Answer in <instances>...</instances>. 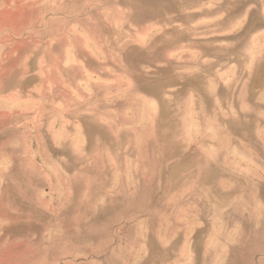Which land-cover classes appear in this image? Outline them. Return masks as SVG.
<instances>
[{"label": "rangeland", "instance_id": "1", "mask_svg": "<svg viewBox=\"0 0 264 264\" xmlns=\"http://www.w3.org/2000/svg\"><path fill=\"white\" fill-rule=\"evenodd\" d=\"M0 264H264V0H0Z\"/></svg>", "mask_w": 264, "mask_h": 264}]
</instances>
